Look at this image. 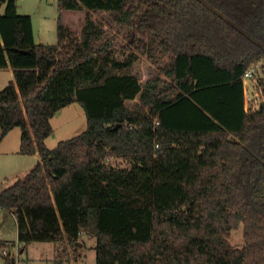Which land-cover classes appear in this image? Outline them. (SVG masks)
Listing matches in <instances>:
<instances>
[{
	"label": "trees",
	"instance_id": "trees-1",
	"mask_svg": "<svg viewBox=\"0 0 264 264\" xmlns=\"http://www.w3.org/2000/svg\"><path fill=\"white\" fill-rule=\"evenodd\" d=\"M2 3L0 68L14 79L0 89L1 137L18 126L21 152L40 155L0 193L21 249L54 242L62 263L86 234L96 264H264V101L246 110L244 85L259 63L264 100V0H58L54 44ZM74 12L86 13L79 35ZM92 12L126 31V57ZM139 53L166 78L143 83ZM73 102L87 128L50 148L51 119Z\"/></svg>",
	"mask_w": 264,
	"mask_h": 264
},
{
	"label": "rangeland",
	"instance_id": "rangeland-1",
	"mask_svg": "<svg viewBox=\"0 0 264 264\" xmlns=\"http://www.w3.org/2000/svg\"><path fill=\"white\" fill-rule=\"evenodd\" d=\"M18 3L17 10L19 13L29 14L34 19V29L36 36L39 38L42 43L52 44L57 43L58 41V31H57V22L59 17V6L58 0H16ZM4 10V4L0 3V12ZM85 12H74L73 14L68 15V20L71 22L72 29L75 35H79L81 27L85 21ZM92 16L97 20L99 24L103 26L106 33L110 38H114L115 49L114 52L119 58L126 57L124 50L129 52L130 49L127 47L128 38L126 37V31H119L116 27L115 22L113 21L112 15L107 12H92ZM126 43V44H125ZM259 64V63H255ZM260 68V66H259ZM134 72L138 74L141 78V81L144 83L146 80L152 77L160 76L161 78H166L164 71L154 63L153 59L148 57L145 53H139V58L134 64ZM260 73V71H259ZM259 76H262L260 73ZM247 87L252 85V82L247 81ZM258 97V109L263 103V95L260 92ZM138 99V98H137ZM137 99L129 100L127 103L133 105ZM69 107L65 108L57 117H54L52 124L54 126V133L49 136L47 143L50 147H55L59 141L69 139L87 128V116L84 108L79 102H73L68 105ZM26 160L17 159L12 157L11 159L0 155V175L8 174L10 179L7 182L12 184L15 182L16 172H19V175H23L27 169L32 167L35 164L34 157L29 155L26 157ZM126 159L123 158H112L109 161L115 163L116 165H126ZM31 165V166H30ZM18 177V176H17ZM5 184V185H8ZM9 236H17L16 228H11L8 230ZM14 236V237H16ZM91 236L82 235L84 240H90ZM86 238V239H85ZM230 241L234 246L242 247L244 245L243 237V224L238 228L233 229L230 234ZM19 245V246H18ZM14 246V247H13ZM14 250V255L16 256L17 251L19 250L21 254V263L20 264H56L54 260L55 256V243L54 242H40L33 241L27 246V250L21 253V245L9 244L8 248ZM16 251V254H15ZM2 249L0 248V253ZM79 253V252H78ZM89 252L86 251L85 264H96L94 257L88 255ZM28 258H31L30 261H26ZM84 261V259H83ZM25 262V263H24ZM0 264H2V259L0 257ZM67 264V263H64Z\"/></svg>",
	"mask_w": 264,
	"mask_h": 264
},
{
	"label": "crops",
	"instance_id": "crops-1",
	"mask_svg": "<svg viewBox=\"0 0 264 264\" xmlns=\"http://www.w3.org/2000/svg\"><path fill=\"white\" fill-rule=\"evenodd\" d=\"M0 3L3 4L2 0H0ZM17 7H18V3H17ZM4 9H5V4H4ZM3 12H4V10L2 12H0V14ZM18 13H19V11H18ZM20 14H24V13H20ZM32 23H33L35 40L37 43H42L40 41V37L38 38L36 36L35 29H34L35 26H34L33 17H32ZM52 44H54V43H52ZM13 79H14V71L10 65L8 67L0 68V89H3L5 86H7L9 84V82ZM67 107H69V106L67 105L66 107H64L60 111H58L54 117H57V115H59V113H61ZM53 118L51 119V122H52ZM53 128H54V126H53ZM21 134H22V130L20 127L17 126V127H14L13 129H11L5 136L1 137V128H0V155L6 156L10 159L12 157H15V158L21 159V160H26L27 159L26 157H29V155H32L34 157V162L36 163L38 160H40V155L38 152H36L34 154H26V153L21 152ZM48 138L46 139V143H47ZM47 145L49 146L48 143H47ZM50 148H52V147H50ZM33 166L34 165H32V167ZM32 167L27 169L25 171V173H23V175H19L20 173L16 172L15 180L19 179L20 177L25 176ZM9 179H10V177L8 174H6V175L1 174L0 175V193L5 187L11 185V184L7 183L9 181ZM5 184H8V185H5ZM12 227L16 228L17 236L14 235L16 237H14V236L10 237L8 235L9 234L8 230L11 229ZM90 238H91L90 240H84L82 238V243H81L82 247L79 250V253H78L79 256L77 259L71 258V260L64 261L62 263H57L55 261L56 264H64V263H67V264H85V262H86L85 261L86 251L89 252L88 255L90 256V260H91V256H92V257H94L95 263H96V248H95L96 239L94 237H90ZM17 242H18L17 219H16V217L12 211L0 206V248L3 249L4 246H8L9 244H12V243L17 244ZM15 244H13V245H15ZM28 245L29 244H27V246ZM27 246L25 248L21 249L22 250L21 253H23L24 251L27 250L26 249ZM55 254H56V247H55ZM83 256H85V257L81 258ZM0 257L2 259V264H6V260H5L6 256L3 254V252L0 253ZM30 259L31 258H28L27 260L25 259V262L30 261ZM83 259H84V261H83ZM54 260H55V256H54Z\"/></svg>",
	"mask_w": 264,
	"mask_h": 264
},
{
	"label": "built area",
	"instance_id": "built-area-1",
	"mask_svg": "<svg viewBox=\"0 0 264 264\" xmlns=\"http://www.w3.org/2000/svg\"><path fill=\"white\" fill-rule=\"evenodd\" d=\"M259 64H252L245 72L244 74V85H245V108L248 111H255L258 108V97L260 92V86L258 82V74L260 71ZM247 81L252 82V85H249L247 87L246 83L248 84ZM19 246V245H18ZM14 247V246H13ZM12 248H8V246H4L2 249V252L5 256H13L16 259V264H20L21 262V254L19 250L15 251L16 256L14 255V250Z\"/></svg>",
	"mask_w": 264,
	"mask_h": 264
},
{
	"label": "water",
	"instance_id": "water-1",
	"mask_svg": "<svg viewBox=\"0 0 264 264\" xmlns=\"http://www.w3.org/2000/svg\"><path fill=\"white\" fill-rule=\"evenodd\" d=\"M23 51H26L27 52L28 50H23Z\"/></svg>",
	"mask_w": 264,
	"mask_h": 264
}]
</instances>
